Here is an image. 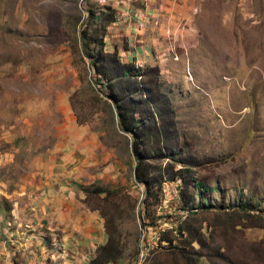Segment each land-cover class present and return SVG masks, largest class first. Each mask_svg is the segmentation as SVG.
Returning <instances> with one entry per match:
<instances>
[{
    "label": "rangeland",
    "instance_id": "1",
    "mask_svg": "<svg viewBox=\"0 0 264 264\" xmlns=\"http://www.w3.org/2000/svg\"><path fill=\"white\" fill-rule=\"evenodd\" d=\"M142 3L0 0V215L11 203L6 185L50 177L120 237L125 252L111 264H188L160 240L165 231L175 237L189 217L180 181H167L157 194L136 181L133 139L91 61L76 50L90 10ZM193 7L184 21L188 40L175 46L173 34L161 38L167 51L150 66L161 70L185 154L201 163L194 177L218 187L190 215L189 223L205 221L211 236L209 256L198 264H264V228L227 222L264 217V0H193ZM123 38L111 31L108 50H132ZM191 192L197 205L196 182ZM244 201L253 207L247 215L239 208Z\"/></svg>",
    "mask_w": 264,
    "mask_h": 264
},
{
    "label": "trees",
    "instance_id": "2",
    "mask_svg": "<svg viewBox=\"0 0 264 264\" xmlns=\"http://www.w3.org/2000/svg\"><path fill=\"white\" fill-rule=\"evenodd\" d=\"M116 21L117 10L111 6L106 7L102 14L90 10L87 26L76 37V50L82 59L91 61L97 84L103 87L102 92L106 97L115 103L120 126L133 139V154L137 161L136 181L154 194L167 181H180V200L184 210H188L189 217L176 228L175 237H170L165 231L160 240L167 243L172 252L179 253V257L186 259L188 264H198L202 257L209 256L204 252L209 247L208 238L211 239V236L205 221H200L196 227L189 223L190 215L196 214L194 210L198 212L203 208L200 203L207 202L202 195L218 190V187H210L194 177V170L200 168L201 163L197 157L184 152L171 98L162 91L160 68L124 61L118 49H107L109 29ZM195 182L200 197L197 205L196 196L190 193ZM102 193L111 194L110 191H98L96 194ZM239 208L243 215L253 210L248 201L240 203ZM257 218L233 217L227 222L232 227H242L247 222L249 227L264 228V217ZM124 252L125 246L120 237L110 233L108 242L97 249L89 264L117 263Z\"/></svg>",
    "mask_w": 264,
    "mask_h": 264
},
{
    "label": "crops",
    "instance_id": "3",
    "mask_svg": "<svg viewBox=\"0 0 264 264\" xmlns=\"http://www.w3.org/2000/svg\"><path fill=\"white\" fill-rule=\"evenodd\" d=\"M142 2L116 9L117 21L109 29L114 37L124 36L123 43L127 40L133 46L123 50L115 44L111 51L118 49L127 62L136 61L139 66L155 64L156 55L167 51L161 38L168 34L174 35L175 46L188 40L184 21L194 9L193 0ZM108 38L109 34L107 49L111 48ZM52 182L50 177L32 175L6 185L11 203L8 213L0 215L1 232L6 235L0 239L1 264H89L97 249L108 242L99 213L80 208L76 197L67 196ZM55 243L62 245L63 253H53Z\"/></svg>",
    "mask_w": 264,
    "mask_h": 264
},
{
    "label": "built area",
    "instance_id": "4",
    "mask_svg": "<svg viewBox=\"0 0 264 264\" xmlns=\"http://www.w3.org/2000/svg\"><path fill=\"white\" fill-rule=\"evenodd\" d=\"M57 252H61V253H63V252H62V245H61V244H57V243H55V244H54L53 253L55 254V253H57ZM57 258H58V256H57Z\"/></svg>",
    "mask_w": 264,
    "mask_h": 264
}]
</instances>
